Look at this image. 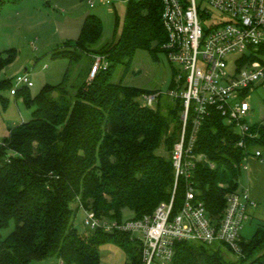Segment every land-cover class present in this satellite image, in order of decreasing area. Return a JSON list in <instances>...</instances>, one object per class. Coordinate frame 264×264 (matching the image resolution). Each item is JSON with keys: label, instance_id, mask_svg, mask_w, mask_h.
I'll return each instance as SVG.
<instances>
[{"label": "trees", "instance_id": "1", "mask_svg": "<svg viewBox=\"0 0 264 264\" xmlns=\"http://www.w3.org/2000/svg\"><path fill=\"white\" fill-rule=\"evenodd\" d=\"M4 0H0V6ZM163 0H127L121 35L100 43L103 22L96 13L87 14L76 42L53 52L70 63L84 54L105 57L101 68L72 89L69 69L59 84H46L32 96L30 87L20 88L32 117L10 129L0 140V229L13 219L15 228L0 236V264H30L49 257L65 264H100L99 247L107 241L118 243L129 256V264H143L141 243L128 233L96 229L91 236L75 225L77 203L102 218L123 220L151 214L174 195L173 213L182 207L187 180L180 177L175 189L172 152L180 139L183 121L181 100L164 105L159 96L156 107L142 105L139 97L157 92L124 83L138 50L154 59L165 52L167 32L162 21ZM264 52V49H263ZM8 60L0 54V70ZM125 67L119 80L116 68ZM173 68L170 88L175 85ZM9 78H0V102L7 105L3 91L12 88ZM259 136L248 139V148L264 149V125L252 126ZM192 129L187 124L188 137ZM238 134L218 110L211 111L197 134L194 154H205L191 178L197 195L209 215L218 222L225 214L228 196L239 190L244 149ZM164 147L168 155L158 153ZM77 203L76 207L73 204ZM130 210L132 216L125 217ZM245 223V222H244ZM244 226V225H243ZM238 255L229 258L221 247ZM237 253L222 242L180 241L170 264H264V227L249 238L240 239Z\"/></svg>", "mask_w": 264, "mask_h": 264}, {"label": "built area", "instance_id": "2", "mask_svg": "<svg viewBox=\"0 0 264 264\" xmlns=\"http://www.w3.org/2000/svg\"><path fill=\"white\" fill-rule=\"evenodd\" d=\"M162 21L167 32L163 47L169 61L177 65L175 85L168 95L184 106L180 139L172 152L175 189L181 176L187 180L184 203L174 214L173 195L153 213L121 221L99 217L86 209L80 198L77 203L86 211L85 223L92 229L128 233L140 242L143 264H170L180 241H218L240 253L241 229L252 204L250 192L231 193L224 216L219 222L214 220L191 178L199 161L205 160L211 167L215 164L193 150L203 121L211 111L218 110L235 128L237 145L246 152L242 167L249 168L251 156L264 159L261 148H248V139L258 137L259 132L247 121L252 109L250 93L264 87V0H163ZM104 59L97 56L92 77L107 67ZM33 85L28 72L18 75L11 94ZM159 96L160 92L144 93L142 105L156 107ZM189 121L192 129L188 137ZM58 264H65L64 259L60 258Z\"/></svg>", "mask_w": 264, "mask_h": 264}, {"label": "rangeland", "instance_id": "3", "mask_svg": "<svg viewBox=\"0 0 264 264\" xmlns=\"http://www.w3.org/2000/svg\"><path fill=\"white\" fill-rule=\"evenodd\" d=\"M126 9L127 0H109L108 3L105 0H4L0 6V54L6 61L9 56L7 51L12 50L14 58L0 70V78H9L14 84L18 75L28 72L34 82L29 92L35 96L46 84L62 82L69 69L68 85L75 89L87 77L85 65L89 60V78H92V68L99 55L84 54L81 62L72 64L66 56L53 57V52L76 42L85 16L91 13H97L103 22L100 43L116 40L123 30ZM174 67L177 65L169 61L165 52L159 53L157 60L148 51L138 50L124 83L160 92L164 105L171 100L168 91ZM116 69L115 81L121 78L125 67L121 65ZM3 93L8 102L7 105L0 102V140L9 134V127L29 120L33 111V107L26 104L23 91L12 95L11 88H8ZM139 100L144 103L142 95ZM249 102L252 109L247 121L252 125L260 123L264 118L263 86L250 93ZM157 152L166 156L169 154L164 147ZM76 205L74 203L73 207ZM86 216V211L78 208L74 222L81 234L91 236L96 229L85 223ZM129 216H132L131 212L126 210L125 217ZM14 228L15 221L12 219L8 226L0 229V236L7 237ZM137 235L140 237L139 233ZM221 248L229 258L238 257L226 247ZM99 250L100 264H129L127 252L114 241L102 243ZM59 260L49 257L30 264H58Z\"/></svg>", "mask_w": 264, "mask_h": 264}, {"label": "crops", "instance_id": "4", "mask_svg": "<svg viewBox=\"0 0 264 264\" xmlns=\"http://www.w3.org/2000/svg\"><path fill=\"white\" fill-rule=\"evenodd\" d=\"M260 123L264 125V118ZM11 128L9 127V134ZM249 164L248 169H242L239 178V191L249 190L252 199V204L248 207V217L241 229V238L246 239L251 238L258 228L264 226V159L251 156Z\"/></svg>", "mask_w": 264, "mask_h": 264}]
</instances>
